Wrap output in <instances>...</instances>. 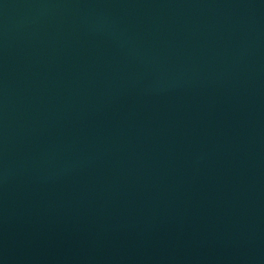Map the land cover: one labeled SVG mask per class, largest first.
I'll use <instances>...</instances> for the list:
<instances>
[{"label": "water", "instance_id": "95a60500", "mask_svg": "<svg viewBox=\"0 0 264 264\" xmlns=\"http://www.w3.org/2000/svg\"><path fill=\"white\" fill-rule=\"evenodd\" d=\"M0 264H264V0H0Z\"/></svg>", "mask_w": 264, "mask_h": 264}]
</instances>
